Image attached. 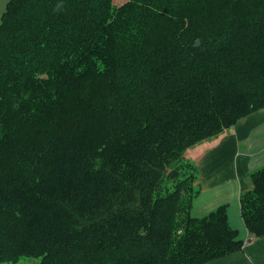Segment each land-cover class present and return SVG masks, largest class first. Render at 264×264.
Returning <instances> with one entry per match:
<instances>
[{
	"label": "trees",
	"instance_id": "trees-1",
	"mask_svg": "<svg viewBox=\"0 0 264 264\" xmlns=\"http://www.w3.org/2000/svg\"><path fill=\"white\" fill-rule=\"evenodd\" d=\"M264 110V0H9L0 20V264H204L187 151ZM241 195L264 236V167Z\"/></svg>",
	"mask_w": 264,
	"mask_h": 264
},
{
	"label": "crops",
	"instance_id": "crops-1",
	"mask_svg": "<svg viewBox=\"0 0 264 264\" xmlns=\"http://www.w3.org/2000/svg\"><path fill=\"white\" fill-rule=\"evenodd\" d=\"M9 0H0V20ZM195 165L198 195L191 209L204 217L227 206L229 223L244 244L240 251L204 264H264V236L254 237L244 224L241 194L253 188L251 174L264 167V110L243 117L222 133L187 151Z\"/></svg>",
	"mask_w": 264,
	"mask_h": 264
},
{
	"label": "rangeland",
	"instance_id": "rangeland-1",
	"mask_svg": "<svg viewBox=\"0 0 264 264\" xmlns=\"http://www.w3.org/2000/svg\"><path fill=\"white\" fill-rule=\"evenodd\" d=\"M127 0H113V4L116 7L117 5L123 4ZM41 262L40 257H31V256H22L16 262L7 261L3 264H39Z\"/></svg>",
	"mask_w": 264,
	"mask_h": 264
}]
</instances>
